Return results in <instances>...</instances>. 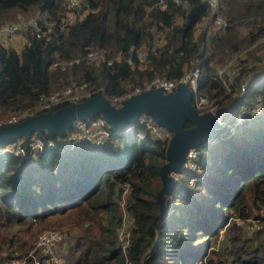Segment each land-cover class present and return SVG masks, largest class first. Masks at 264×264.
Segmentation results:
<instances>
[{"label": "trees", "instance_id": "trees-1", "mask_svg": "<svg viewBox=\"0 0 264 264\" xmlns=\"http://www.w3.org/2000/svg\"><path fill=\"white\" fill-rule=\"evenodd\" d=\"M31 9L40 12L43 33L31 24L22 29L20 47L0 43V124L72 80L103 87L112 97L145 86L157 74L179 77L195 64L201 68L199 87L220 106H230L247 70L241 69L226 92L215 54L229 56L264 34V0H220L229 25L210 31L207 23L199 33L198 23L216 15L206 0H165L163 6L160 0H80V17L65 26L66 0H0V25L15 11ZM242 23L250 28L240 37ZM156 38L162 41L151 48ZM146 48L141 59L139 51ZM91 49L105 54L89 60ZM77 56L78 62L53 65ZM249 78L234 110L252 96L264 97V72ZM143 125L137 120L128 132L113 126L104 143L68 144L66 134L47 130L0 141V264L27 256L38 233L52 226L74 232L63 264H264V213L257 212L264 210V107L234 134L213 133L211 160L202 172L182 168V180L157 220L168 141L137 136ZM33 136L44 139L43 149H4L11 140L27 143ZM125 181L126 209L135 217L126 252L118 233ZM239 216L256 218L246 222L249 231L237 223ZM24 264H34L32 257Z\"/></svg>", "mask_w": 264, "mask_h": 264}, {"label": "built area", "instance_id": "built-area-1", "mask_svg": "<svg viewBox=\"0 0 264 264\" xmlns=\"http://www.w3.org/2000/svg\"><path fill=\"white\" fill-rule=\"evenodd\" d=\"M161 6L165 5V0H160ZM207 4L211 9L216 11L215 19L218 22L221 30H225L229 25V20L223 14L219 12L220 0H206ZM80 0H66V10L63 15L62 25L65 26L69 22L75 21L78 17H80V13L78 5ZM35 26V31L37 34L43 33V28L39 24L38 19L35 17H29L23 20L13 21L4 25H0V43L3 45H15L16 43V33L22 34V29L29 26ZM162 41V38H156L154 42L151 44V48H155L158 43ZM99 50L91 49L86 57L89 60H95L100 55ZM148 53V48L142 49L139 51V56L143 59ZM81 57H71L64 59H56L53 62V65L56 66L60 63H64L65 65L72 64L73 62L80 61ZM131 61V59H129ZM109 62H112L111 60ZM228 66H234L232 69H228L231 73L225 72L223 74V70ZM241 65H238V61L232 57L226 64L223 65L221 70L219 71V75L222 77L224 85L226 87L229 84L230 89L232 90V83L235 78V75H239L241 72ZM201 73V68L198 64L193 65L189 70H187L183 75L179 77L170 78L165 75L157 74L148 80L145 86L138 85L132 90L124 91L121 94H116L112 97H109L114 103L120 104L123 99L126 97L141 91L143 89L153 87V86H161L165 91L174 90L177 85L182 82L188 83L189 89L192 95V101L194 105L198 108L199 111H205L207 109H211L218 116L220 125L213 133L217 135H232L234 134L240 125H242L246 121L254 120L255 116L263 110L264 107V97L257 96L253 99L244 101L239 104L237 110H234L230 106H227L223 109H217V102L215 99H212L209 95V92L203 88L199 87V76ZM253 76L251 75L250 78ZM249 78V79H250ZM249 85V81L247 79H242L235 88L243 93L247 86ZM99 92H105L103 87H93L89 85L88 81H81L77 83H70L65 87L53 89L50 92H44L40 95L38 103L33 108H26L20 111L17 114H13L8 119H1L4 122H11L19 120L28 115L35 114L40 111L54 109L56 106L62 103H69L72 101H78L83 98L95 95ZM140 121L144 125L140 129L136 131V135L139 137H143L144 135L150 134L152 137L162 140L169 141L170 137L173 134V130L169 128L165 123L158 122L154 120L152 117L146 114H140L139 117L127 123L124 126L125 131H131L134 128L135 121ZM112 127L105 117L98 113L93 115H88L86 117H78L75 118L71 124V126L67 129L66 133H64L65 140L68 144H74L75 142H86L91 141L95 143H104L112 136ZM209 137L206 144H211L215 140V134ZM51 143V141H49ZM45 146V141L40 136H33L27 143L22 139L11 140L4 146L5 150H10L16 154L25 153L27 148H31L32 150H40ZM204 146H192L190 147L187 158L184 166L196 169L200 172L203 171L204 160L203 157L205 155ZM183 168V167H182ZM182 168L172 170L171 174L178 180V183L181 182V178L183 175ZM202 177V173L199 175L190 176L189 182L194 183L197 179ZM130 191V182L125 181L123 183V192H122V200L121 205L123 207V221L122 225L119 228V239L122 242L124 251L126 250V246L130 241V232L133 227L135 217L126 209V197L128 192ZM69 232L66 229L61 228H49L41 231L38 234V238L36 244L38 248L41 249L39 255H37V251L30 250L27 256L24 257H16L12 261L14 264H24L26 262V257L31 256L34 264H63L65 258L63 255L58 254L54 250V246L58 241H61L63 238L67 237ZM126 252V251H125Z\"/></svg>", "mask_w": 264, "mask_h": 264}, {"label": "water", "instance_id": "water-1", "mask_svg": "<svg viewBox=\"0 0 264 264\" xmlns=\"http://www.w3.org/2000/svg\"><path fill=\"white\" fill-rule=\"evenodd\" d=\"M242 95L239 93L230 103L231 108L240 101ZM98 113L113 126H124L144 113L173 130L166 148L167 160L161 165L162 185L156 193L161 210L155 220L165 212L166 197L178 184L171 171L182 168L190 147L205 146L220 125L213 110H198L192 101L188 83L182 82L170 91H165L161 86L143 89L126 97L120 104L114 103L105 92H99L54 109L40 111L0 124V141L19 136L28 139L33 132L41 134L45 130L61 136L75 118ZM188 120L192 122L191 125H186Z\"/></svg>", "mask_w": 264, "mask_h": 264}, {"label": "rangeland", "instance_id": "rangeland-1", "mask_svg": "<svg viewBox=\"0 0 264 264\" xmlns=\"http://www.w3.org/2000/svg\"><path fill=\"white\" fill-rule=\"evenodd\" d=\"M12 9H16V8H12ZM211 11H213V9ZM219 12L225 16L224 12L221 11L220 7H219ZM14 13H15V15L12 16ZM14 13L11 16H9L7 19H5L6 21H4L2 23V25L13 22V21H17V20L19 21V20L27 19L29 17H35L36 18L37 16H40V12L37 9H31L29 11H15ZM212 15L213 14L211 13V16ZM207 23L210 25V27H209L210 31L211 30L213 31V30H216L217 28L218 29L220 28L215 17H212L210 19L205 18L202 21V23L201 22L198 23L196 33H199L202 30V28L205 27V25ZM249 28H250V26L246 23L240 24L238 26L240 37H243L245 35V33L249 30ZM19 34L20 33H16L14 36L17 37ZM24 41H25V36H24L21 43H24ZM16 43H19V42H16ZM226 51H228V50L226 49ZM100 52L101 53L98 57L101 58L104 56L105 53L103 50ZM223 55H224V58L222 59L221 57ZM232 57L238 61V65H241V68H244V69L246 68L247 71L245 72V76H243V78L248 79L249 74L254 73V70L261 69L260 67H264V34L259 35L254 41L244 43L239 49H237L236 52L232 51L229 54V56H226V53L225 54H223V53L215 54L213 61H214L216 68L220 71L221 68L223 67V65L226 64L230 59H232ZM233 67L234 66H228L227 68H225L223 70V74H225L226 71H227V73H231L228 71V69H232ZM231 75L234 76L232 73H231ZM77 82L78 81H76V80H72L70 83H77ZM58 88H61V87H56L55 89H58ZM230 91H231V89H230L229 84H228L226 92H230ZM238 92H240V91L237 88L235 90V93H238ZM260 94H262V93H260ZM258 96H261V95H258ZM253 98L254 97L252 96L251 99H253ZM223 108H225V107L220 106L218 104L217 109H223ZM142 114H144V113H142ZM4 119H8V118H4ZM203 148L205 150V155L203 157V160L205 161V165H206L211 160L210 157H211L213 146L206 144ZM183 167H185V170H187V171L188 170L194 171V169L188 168L186 166H183ZM258 211L261 214L264 213V210H257V212ZM120 212L121 213L123 212V207H122L121 203H120ZM236 220H237V223H245L246 224V222H255L256 218H254V217L246 218V217L239 216V217H237ZM251 226H252L251 224L247 223L246 229L249 231L251 229ZM49 228H61V229H66L69 232L67 237L63 238L61 241H58L59 243L57 242L56 245L54 246L55 252L63 255V258H65L66 248L68 246L69 241L72 238L71 235L74 233L73 230H70L67 227H59V226H52V227H48L46 229H49ZM43 230H45V229H43ZM43 230H41V231H43ZM37 238H38V235L35 237V241H34L35 245L32 248L33 250L32 249L31 250L37 251V255H39V253L41 252V249L38 248V246L36 244ZM222 244H223V235L221 236V238L218 241V245H222ZM218 247H220V246H218ZM6 264H14V263H13V261L12 262L9 261Z\"/></svg>", "mask_w": 264, "mask_h": 264}, {"label": "crops", "instance_id": "crops-1", "mask_svg": "<svg viewBox=\"0 0 264 264\" xmlns=\"http://www.w3.org/2000/svg\"><path fill=\"white\" fill-rule=\"evenodd\" d=\"M201 23H202V21H201ZM23 38H24V36H23V33L22 34H19L17 37H16V42H19V43H17L16 45L19 47V46H21V42H22V40H23ZM261 72H264V67L262 68V69H257V70H254V73H251V74H253L252 76V78H254L255 76H257L258 74H260Z\"/></svg>", "mask_w": 264, "mask_h": 264}]
</instances>
